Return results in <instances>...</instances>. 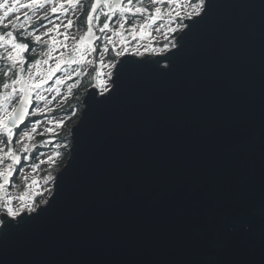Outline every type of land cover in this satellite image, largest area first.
<instances>
[{"label": "water", "instance_id": "1", "mask_svg": "<svg viewBox=\"0 0 264 264\" xmlns=\"http://www.w3.org/2000/svg\"><path fill=\"white\" fill-rule=\"evenodd\" d=\"M196 19L168 52L118 58L110 96L93 76L49 203L0 227V264H264V0Z\"/></svg>", "mask_w": 264, "mask_h": 264}, {"label": "snow or ice", "instance_id": "2", "mask_svg": "<svg viewBox=\"0 0 264 264\" xmlns=\"http://www.w3.org/2000/svg\"><path fill=\"white\" fill-rule=\"evenodd\" d=\"M154 7L150 10L149 7L142 6L144 0H93L90 10L86 17V31L79 35L69 36L67 33L75 27V22L72 18H68L67 22L60 20V15L57 13L67 14L69 9H75L80 0H26L21 3V0H8L0 2V10H4L3 15H0V27L4 29L11 28L12 30L0 32V61H7L3 71V82L0 83V136L6 137V143L0 139V227L6 232H15L26 225L29 217L39 212L44 208L36 203V196H42L45 192H51L52 189L44 188L40 184L42 179L46 184L55 181V177L51 173L43 177L33 178L30 183H25L24 191L19 195H11L7 191L10 183V178L17 171V166L23 161L31 159V152L37 148L35 143H29L33 140V133L37 132V126L41 123L39 119L32 122L28 130H21V126L25 124L30 117L44 114L45 110L38 107L40 101H45L46 97L41 90L47 92H59V86L64 84L65 80L71 79L73 74L82 75L81 67L84 65H97L95 79L98 86L102 89L103 94L110 96L112 89L108 87L109 80L101 78L102 75H107L109 78L113 76V71L117 73V79H110V82L118 86V74L122 68H117L116 62L104 63L105 54L111 48L115 57L122 58L130 51L132 41H143L146 38L151 41L152 32H160L163 34L165 42L162 47H154L152 42L146 46H131V53L138 57H143L147 53H166L169 48L176 47V40H171L168 37L177 31L187 35L198 22V19H203V14H206L208 0H148ZM168 7L164 8L163 5ZM48 6L49 12L44 13L43 19L48 20V25L41 24L45 31L37 34V29L33 26V16L36 21L41 17L36 16V12ZM21 9H28L24 13V22H19V15L16 16V22L9 21L5 24L4 20L12 14L18 13ZM141 15L144 17L143 22H134L128 25L130 16ZM54 16V19L50 18ZM104 17L102 25H99L101 17ZM113 17H117L115 24L118 27H113L110 22ZM185 20L190 21V24L184 23ZM94 21L96 25L94 26ZM159 26L157 27V23ZM127 25V27H126ZM175 25V26H173ZM63 29V32H61ZM187 29V32H185ZM22 30L21 36L18 38L16 32ZM97 31L104 34L103 37L98 36ZM108 33H111L110 35ZM31 37L34 43H39L46 46V50L39 53V57L29 61L26 52L35 51L34 47L30 48L27 42ZM47 37V39H43ZM119 38L118 40L116 38ZM103 42L97 45V41ZM71 40V46H69ZM183 36L181 37V41ZM143 47V50H141ZM99 49L98 61L90 59L92 54L97 53ZM179 51V49H177ZM6 53V55H5ZM55 54V55H54ZM160 59H171L168 55H161ZM54 61V63H52ZM137 63H140L138 61ZM159 63V60L154 61ZM26 65V67H25ZM72 65L77 67L68 72V68ZM107 67L110 69L107 73H101L100 69ZM64 71V76H57V73ZM55 78L54 84L50 87H45ZM74 85L69 84L68 89L71 92ZM34 101L37 106H34ZM47 112H51V108H46ZM64 121L55 122V128L62 127ZM54 127H47L45 131L53 138L47 141H42L45 144H53L56 132ZM19 130V131H18ZM18 135V139H15ZM22 145L17 151L13 144ZM59 147V145H56ZM67 147V145H65ZM41 155H43L41 153ZM59 152L47 157L49 164L54 163V157L59 156ZM7 161L6 167L5 162ZM45 163L40 160L39 164ZM35 174L39 165L32 163L30 165ZM24 168H20L23 172ZM23 179L28 181V177ZM47 204L49 201L41 202ZM15 221V223H13ZM251 226H246L244 231H250ZM244 243L243 240L238 241L239 245Z\"/></svg>", "mask_w": 264, "mask_h": 264}, {"label": "rangeland", "instance_id": "3", "mask_svg": "<svg viewBox=\"0 0 264 264\" xmlns=\"http://www.w3.org/2000/svg\"><path fill=\"white\" fill-rule=\"evenodd\" d=\"M134 2H135V0H134ZM193 2H195V0H193ZM9 4H11V3H9ZM142 6L149 7L150 10L154 7L153 5H151L148 2V0H144V3H143ZM162 7L167 8L168 5L165 4ZM3 13H4V10H0V15H3ZM57 14L60 15V20H62L61 19V16H63V15H65L66 19L69 17V14L68 13L67 14L57 13ZM71 14L74 15L72 12H71ZM9 16H12V15H9ZM9 16L4 20V23L5 24L9 23V21L11 20V18L9 19ZM116 19H117V17H113V21L110 22V24L113 27H118V25L115 24ZM143 19H144V17L141 16V15H137L135 17L130 16L127 23H128V25H130V24H132L134 22H137V21L140 22V23H142L143 22ZM103 20H102V18L100 19V21L98 22L99 25H102ZM101 21H102V23H101ZM64 22L66 23V20ZM156 26L157 27L159 26V22L157 23ZM173 26H175V25H173ZM126 27H127V25H126ZM43 31H45V28H42L37 34H39L40 32H43ZM85 31H86V28L85 27H83V28L76 27L75 29H71L67 33V35H69V36L76 35L77 38H78L79 35H82ZM0 32H3V29L0 30ZM61 32H63V29H61ZM179 32L180 31H177L176 33L170 35L168 37V39L169 40H171L173 38L176 39V37L178 36ZM97 34L101 35L99 32ZM108 34L110 35L111 33H108ZM43 39H46V37H44ZM116 39L118 40L119 38L117 37ZM102 42H103V40L101 41V43ZM149 42H152L153 45H154V47H162L163 44L165 43V39H164V36H163L162 33L155 32L153 30L151 41L149 39H147V38L145 40H143V41H132V43L130 45V51H129V53H131V46L132 45H135V46H142V45L143 46H146L147 43H149ZM68 43H69V46H71V40H69ZM141 50H143V47H141ZM0 51H3V50H0ZM40 51H42V48L39 47V51L38 52H40ZM109 54H113V52L111 50H109ZM147 54L148 55H155L157 53H147ZM5 55H6V53H5ZM89 58L98 61V59H99V49H98L97 53L92 54ZM107 58H108V53L105 54V57H104V63L105 64H107L110 61L116 62L118 60L117 57H116L115 60H113V59H107ZM52 63H54V61H52ZM89 66H94V73H92V75L93 76L96 75L97 65H95V64L94 65H84V66H82L81 67V72H83V69L84 68L89 67ZM76 67H77L76 65L70 66L68 68V72L71 73L72 70L74 68H76ZM108 71H110V69H108L107 67L100 69V72L101 73H107ZM64 75H65L64 71H61L58 74V76H64ZM76 77H77V74H73L72 77H71V79L65 80L64 84H62V85L59 86L60 91L58 93L55 92V91H53V92H47V91L41 90L43 92V95L46 97V100L45 101H40L38 107L45 110L44 114L48 113L46 111V108H51L52 110H54V109L57 108L59 110V113H57L54 117H46L45 119L41 120V123L37 126V132L32 134L33 135V141L34 142H35V140H36V138L38 136H43V140L42 141H47L49 139H52L53 137L49 133H47L45 131V129L47 127H54L55 128V122L56 121H59V120H63L64 121L62 127H63V129L66 128V130L69 131V135H70V128L73 125V124L69 123V120H70V116L71 115L70 114H64V113H62L61 110H62V108L64 106L67 107V105L70 103V98L72 96V90H71V92H69L68 85L69 84H72L73 85V83L76 82ZM101 78L104 79V80H109L108 87H110V85H111L110 79L111 78H109L107 75H102ZM50 82L51 81H49V84H50ZM96 83H97V81H96ZM49 84L46 85L45 87H49ZM96 86H97L98 90L100 92H102V89L98 86V84ZM60 128H55L56 135H55V138L53 140V145H54V143H57L56 137H57V134L59 133ZM42 141H41V143H42ZM28 142L30 144L32 143V141H28ZM46 145H48V144H46ZM55 152H57V151L46 150L43 153V155L39 156L38 160L39 161L40 160H44L45 163L39 164V161H37L38 162L37 164L39 165V167L36 170L35 174H33V170L31 169L30 166L24 167V171L23 172H20V174H19L18 182L15 184V186H13L11 189L8 190L9 194H11V195H19L22 191H24V185H25V183H30L33 178L43 177L44 176V175H42L43 168L45 166H47V164L50 165L47 162V157L50 156V155H53ZM54 158H56V157H54ZM57 172H58V169H55L54 170V173L51 174V175H53L55 177L56 174H57ZM49 173H51V172H48L47 174H49ZM47 174H45V175H47ZM24 176H27L28 177V181H25L23 179ZM40 184L43 185L44 188H46V189L47 188H50L53 191L54 182H51V183H47L46 184L42 179H40ZM52 191L51 192H45L44 195H42V196H36L35 197L36 203L38 205L39 204H42L41 202L47 200L49 198V196L51 195Z\"/></svg>", "mask_w": 264, "mask_h": 264}, {"label": "flooded vegetation", "instance_id": "4", "mask_svg": "<svg viewBox=\"0 0 264 264\" xmlns=\"http://www.w3.org/2000/svg\"><path fill=\"white\" fill-rule=\"evenodd\" d=\"M92 1L93 0H80V3L76 5L75 9H71V8L69 9V12H68L69 17L68 18H72L74 20V22H75V25H76L72 29H75L76 27H80V28L85 27L86 28V15H87V12L89 10V7H90ZM0 2H3V0H0ZM8 2L11 3L10 0H8ZM24 2H26V0H21V3H24ZM125 2H127V0ZM87 7H88V9H87ZM49 10H50V8L48 6H46V7L42 8V9H40L38 12H36V16L41 17V19L39 21H36L35 16H33V26L37 29V33L43 28V27H41V24L46 25V26H51V25H48V20L43 19L44 13L45 12H49ZM25 12H28L29 15H32V13L28 9H21L18 13L12 14V16H9V19L11 18L10 21L16 22V16L19 15V17H20V21L19 22H21V23L24 22V13ZM71 12L75 16L72 15ZM56 15H59V14H56ZM50 18L54 19V16H50ZM101 18H102V20L104 19L103 16ZM61 19H62V21H65L66 20V22H67V19H66L65 15L61 16ZM83 21H84V23H83ZM101 23H102V21H101ZM95 25H96V22L94 21V26ZM2 29H3V31L12 30L11 28L4 29V28L0 27V30H2ZM97 33H98V31H97ZM21 34H22V30H18L16 32V35L18 36V38L21 36ZM102 37H103V34H101V38ZM46 39H47V37H46ZM101 41H102V39L100 41H97V45H99L101 43ZM22 42H27V43L30 44V48L31 47H34L35 48V51L34 52L29 51V52H26L25 53V55L27 56V59L29 61H32V60H34V59H36V58L39 57V53L41 52V51L38 52L39 51V47L42 48V51L46 50V46L41 45L39 43H34L31 37H29L27 41H22ZM165 42H168V41L165 40ZM6 64H7V61H0V83H2L3 82V79H4V77H3V71L6 70L5 69V65ZM25 67H26V65H25ZM58 74L59 73H57V76H58ZM54 81H55V78L50 82L49 87L52 84H54ZM70 103H71V101H70ZM34 106H37L35 101H34ZM38 106H39V104H38ZM70 109H71V112L74 111V107L73 106ZM70 109H67L64 106L61 111L63 113H65L66 111H68ZM57 113H59V110L56 108V109H54L51 112H48L46 114L37 115L35 117H30L28 119V121H26L25 124L21 126V130H28V128L31 127L32 122L35 121V120H37V119H39L41 121V120L45 119L46 117H54ZM18 138H19L18 135L16 137H14V141H15V139H18ZM0 139L4 140L5 143H6V137L0 136ZM42 140H43V136H38L36 138L35 142L32 140V143H35L37 145V148L34 149L31 152V154H30L31 155V158H32V156L34 154H37L38 149H39L38 145L41 143ZM0 146H2V145H0ZM13 146H14V148L17 151L20 149V147H22V145H16L15 143L13 144ZM34 162L35 161H32L31 162V159L29 161H26V162L23 161V159H22L21 165H18L17 166V171L14 173L13 177L11 178V181L9 183V186L7 188V191L9 189H11L13 186H15V184L18 182L19 174H20V168L21 167H23V168L24 167H28V166H30ZM6 164H7V161L5 162V167H6Z\"/></svg>", "mask_w": 264, "mask_h": 264}, {"label": "trees", "instance_id": "5", "mask_svg": "<svg viewBox=\"0 0 264 264\" xmlns=\"http://www.w3.org/2000/svg\"><path fill=\"white\" fill-rule=\"evenodd\" d=\"M107 59L115 60L116 59L115 54L114 53L109 54L108 52ZM82 73H83L82 75H77L76 77V82H74L73 84L74 87L72 88V96L70 98L71 103H69L66 107L67 109H70L73 106L74 111L71 112V109H70L64 113V114L71 115L69 123L73 125L78 120V117L80 116V113L83 107L81 104V100L83 96L85 95L86 90L90 87L92 83V80H93L92 73H94V66H89V67L84 68ZM56 141L57 143H54V145L53 144L46 145L45 143H40L38 145L39 149H38L37 154H34L31 158V162L35 161L34 163L37 164L38 163L37 161H39L38 160L39 156H41V153L43 154L46 150L57 151L60 153L59 156H56V158H54L53 164H50V165L47 164V166L43 168L42 175H45L48 172H51V174H53L55 169L59 170L63 166V164L65 163L69 155L71 137L69 135V131H67L66 128L65 129H63V127L60 128L59 133L57 134V137H56ZM56 145H59V147H56ZM65 145H67V147H65Z\"/></svg>", "mask_w": 264, "mask_h": 264}]
</instances>
